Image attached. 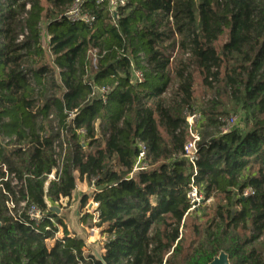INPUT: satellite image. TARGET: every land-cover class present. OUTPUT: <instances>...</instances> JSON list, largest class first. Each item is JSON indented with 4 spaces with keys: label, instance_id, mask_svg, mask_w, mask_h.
<instances>
[{
    "label": "trees",
    "instance_id": "obj_1",
    "mask_svg": "<svg viewBox=\"0 0 264 264\" xmlns=\"http://www.w3.org/2000/svg\"><path fill=\"white\" fill-rule=\"evenodd\" d=\"M73 1L0 0V264H102L48 210L79 198L82 213L78 182L94 188L89 227L106 236L107 264H209L223 251L264 264V0H128L116 15L90 0L92 24L60 18ZM198 77L216 92L202 105ZM221 91L244 129L223 131ZM193 111L197 174L183 156ZM193 184L218 200L195 217ZM10 198L43 219L15 220Z\"/></svg>",
    "mask_w": 264,
    "mask_h": 264
},
{
    "label": "built area",
    "instance_id": "obj_2",
    "mask_svg": "<svg viewBox=\"0 0 264 264\" xmlns=\"http://www.w3.org/2000/svg\"><path fill=\"white\" fill-rule=\"evenodd\" d=\"M90 0H74L71 6L60 16L61 19H66L67 21L71 23H78V22H84L86 24H92V22L95 20L93 15L88 11L86 7V2ZM128 0H95L97 4L104 5L106 4L107 7L111 10V12L114 13V15L117 14V9L121 6H124L127 3ZM96 50L93 51V65L96 68ZM135 79L138 81H141L143 79V76L140 72H135ZM187 121L189 125V139L184 147V158L188 161V163L192 166L194 174H197V161H198V145L201 141V136L198 133V128L203 122V116L196 111H193L192 113L187 114ZM225 126L223 127V131L227 132L232 129L237 124V119L235 117H230V119H225ZM144 150V147H143ZM144 156V151L141 152L139 160L137 162L135 170L143 169V167H140L139 165L141 159ZM5 169V168H4ZM6 170V169H5ZM55 173H52L49 176V180H52L55 178ZM12 178H14V184L17 183V180L15 178V175H12ZM48 184V183H46ZM93 187V186H92ZM93 192V191H92ZM253 194L252 189H247L244 191V196H249ZM189 199L191 202V208L190 212H197L200 207L204 204V194L201 191V189L196 185L193 184L190 191H189ZM46 200H48L46 198ZM48 210L54 211L53 207L60 206L57 204L53 205L49 201H47ZM88 214L91 215L94 222L98 221L99 216V210H98V203L94 202L93 197L90 198L89 203L86 205ZM7 207L9 209V213L12 217H14L15 220H28L31 222H34L38 224L45 215V212L38 207L35 204L29 205L27 201H20L19 203H16L12 198H10L7 201ZM23 216V217H22ZM51 221L57 224V220L52 218ZM98 232L100 229L94 228ZM60 232L57 233L59 235Z\"/></svg>",
    "mask_w": 264,
    "mask_h": 264
},
{
    "label": "rangeland",
    "instance_id": "obj_3",
    "mask_svg": "<svg viewBox=\"0 0 264 264\" xmlns=\"http://www.w3.org/2000/svg\"><path fill=\"white\" fill-rule=\"evenodd\" d=\"M46 26H47V22L46 21H43L42 24H41V40H42V43H43V46L45 47L46 51L48 52V43H49V35L46 31ZM196 85H195V91H194V97H195V100L197 102L198 105H202L203 103H207L208 100L214 98V95H216V92L215 90H211L209 88H206L202 85V81H201V78L198 77L196 79ZM218 98H220V100L223 101V103L225 104V110L229 111V115L228 116H224V120L226 119H230V117H235L237 119V122L238 124H236L233 128H241V129H244V125L243 123L240 122L242 116H243V113H242V110H241V107L239 104H237V102L235 101V99H231L230 97H228L225 92H222L220 93V95L218 96ZM197 106V105H196ZM200 113V112H199ZM201 114V113H200ZM79 184V182H78ZM89 187L87 186V191H88ZM75 198V197H74ZM80 201V199L78 198L76 200V202L73 203V205L70 207V208H66L65 207V201L63 202V206L61 207V205H59L62 209L65 210V213L66 215H68L71 210H73L77 204V202ZM216 202H218V200H214L213 198L212 199H209L207 200L204 205H202L200 207V210H206L207 212H209V210L214 207V205L216 204ZM58 207V206H56ZM79 212V215H80V219H81V216L83 215H89L88 214V210H87V206L84 207L82 213H80L79 211V207H78V210ZM198 213V212H197ZM197 213H192L191 214V217H195L197 215ZM91 217V215H90ZM92 218V217H91ZM66 220L69 224V227H70V222H69V219L68 217L66 216ZM79 223H80V220H79ZM94 221H93V218L91 221H88V224H86L85 226L81 225L80 224V227L84 230V232L88 235L90 241L94 242V243H100L101 245L103 244V241L105 240V237L101 235H99V232H101V230L98 232L96 229L94 228H91L89 227V224H93Z\"/></svg>",
    "mask_w": 264,
    "mask_h": 264
},
{
    "label": "water",
    "instance_id": "obj_4",
    "mask_svg": "<svg viewBox=\"0 0 264 264\" xmlns=\"http://www.w3.org/2000/svg\"><path fill=\"white\" fill-rule=\"evenodd\" d=\"M90 198L93 197V192L90 193ZM80 201L77 202L75 208L71 210V212L66 215L65 212H62V210L59 207H53V210L56 211L58 214H61L63 217H68L70 222V228L71 230L79 237L80 240H82L86 246L89 249L90 254L99 262L102 264H107L103 251H102V245L100 243H94L90 241L88 235L84 232V230L80 227V215L78 210ZM209 264H231L229 255L226 252H221L218 256H216L213 261H211Z\"/></svg>",
    "mask_w": 264,
    "mask_h": 264
},
{
    "label": "crops",
    "instance_id": "obj_5",
    "mask_svg": "<svg viewBox=\"0 0 264 264\" xmlns=\"http://www.w3.org/2000/svg\"><path fill=\"white\" fill-rule=\"evenodd\" d=\"M87 186L89 187L88 191H87ZM92 191H94V188L92 187V185H90L87 182H79V184L77 185V189L75 190V192L73 194V198L76 197V196L78 197L81 193H87L88 194V197L90 199V196L89 195H90V193ZM61 210H62V212H65L64 209L61 208ZM80 224H81V222H80ZM99 235H101V232H99Z\"/></svg>",
    "mask_w": 264,
    "mask_h": 264
}]
</instances>
